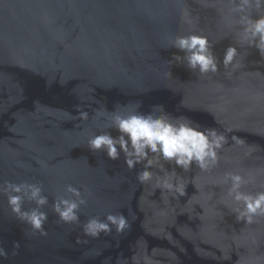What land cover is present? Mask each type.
<instances>
[{
  "label": "water",
  "instance_id": "water-1",
  "mask_svg": "<svg viewBox=\"0 0 264 264\" xmlns=\"http://www.w3.org/2000/svg\"><path fill=\"white\" fill-rule=\"evenodd\" d=\"M231 9L230 0H0V187L37 184L48 198L41 235L0 191V264H264V217L237 221L223 183L239 172L255 178L245 191L264 188V57L242 40ZM185 12L219 59L237 47L238 68L201 76L169 62L183 55L169 41L190 31ZM137 102L141 113L162 105L227 138L207 172L162 161L186 185L184 196L156 187L159 169L141 184L143 164L129 170L123 154L111 160L88 148L107 130L97 109L132 111ZM68 185L86 200L72 223L53 210L58 197L73 198ZM108 214L130 227L84 234L89 219Z\"/></svg>",
  "mask_w": 264,
  "mask_h": 264
},
{
  "label": "clouds",
  "instance_id": "clouds-1",
  "mask_svg": "<svg viewBox=\"0 0 264 264\" xmlns=\"http://www.w3.org/2000/svg\"><path fill=\"white\" fill-rule=\"evenodd\" d=\"M232 12L238 15L236 23L241 27V38L248 47H254L264 57V0H230ZM256 15L251 14L252 9ZM255 17V18H254ZM184 22L190 26L187 35H178L170 39L169 48L177 49L183 55L173 54L170 63L183 64L187 69L201 76L215 74L222 65L224 69L234 71L239 67L235 62L238 49L229 45L223 52L222 60L213 52V44L209 38L191 30L194 19L185 12ZM140 103H136L135 110L127 111V105H119L120 110L108 112L106 109H97L98 117L103 118L100 131L92 135L87 146L92 151H104L111 160H117L121 154L124 164L132 170L138 164L144 167L137 174V180L143 184L152 181L154 173L151 169H159L163 176H156V187L164 189L178 196H184L186 185L178 177L175 168L189 171L193 165L203 172L214 168L219 161V152L227 142V138L215 128H201L191 119L179 116L173 117L166 113L162 105H154L148 113L138 111ZM80 119H88L87 112H80ZM109 129L115 130L118 135L113 136ZM238 145L244 141L233 137ZM251 150L245 155H250ZM174 164L175 168L168 171L164 163ZM223 183L226 184V196L236 206L232 208L237 221L253 224L257 218L264 217V188L255 192L245 191L247 185L255 183V178L249 174L227 172ZM0 191L7 195V202L11 211L27 222L33 230L46 235L43 225L47 221V213L40 209L48 203V198L42 194L37 184H13L5 182ZM65 191L73 198L58 197L53 203V210L64 223L78 221V209L86 203L80 189L68 185ZM25 200L34 202L36 207L23 210ZM115 227L117 233H123L130 227L127 218L122 214H108L105 221L96 218L89 219L83 225L86 236L99 237L101 233L108 234ZM79 242V241H78ZM86 242V241H85ZM19 247L18 244L14 245ZM7 253L0 248V256Z\"/></svg>",
  "mask_w": 264,
  "mask_h": 264
}]
</instances>
